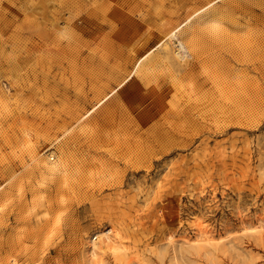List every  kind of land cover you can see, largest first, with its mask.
<instances>
[{
  "label": "rangeland",
  "instance_id": "rangeland-1",
  "mask_svg": "<svg viewBox=\"0 0 264 264\" xmlns=\"http://www.w3.org/2000/svg\"><path fill=\"white\" fill-rule=\"evenodd\" d=\"M0 264H264V0H0Z\"/></svg>",
  "mask_w": 264,
  "mask_h": 264
},
{
  "label": "bare ground",
  "instance_id": "bare-ground-1",
  "mask_svg": "<svg viewBox=\"0 0 264 264\" xmlns=\"http://www.w3.org/2000/svg\"><path fill=\"white\" fill-rule=\"evenodd\" d=\"M51 169L53 170V169H55L54 167H51Z\"/></svg>",
  "mask_w": 264,
  "mask_h": 264
}]
</instances>
